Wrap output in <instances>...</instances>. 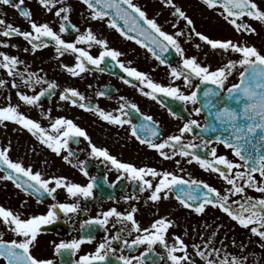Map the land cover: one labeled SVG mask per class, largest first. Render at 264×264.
<instances>
[{
    "label": "snow or ice",
    "instance_id": "6c2138e0",
    "mask_svg": "<svg viewBox=\"0 0 264 264\" xmlns=\"http://www.w3.org/2000/svg\"><path fill=\"white\" fill-rule=\"evenodd\" d=\"M89 10L91 20L103 21L108 17V26L118 30L128 39L147 48L161 64L168 62L158 54L174 49L181 57L177 66L168 64L170 76L173 80H183L185 87L192 90L185 92L175 84L164 85L155 82L147 73L135 67L126 66L118 58L123 55L120 51L109 47L104 38H99L91 29L86 28L81 32L80 28L71 22L70 15L73 11L68 0H38L39 5L58 20V31L49 22H37L32 19L30 9L22 7L24 0H0V5L10 6L18 10L19 14L28 22L29 29L22 30L19 26L0 18V48H19L20 45L11 43L12 37H22L30 47L23 51L35 53L50 45L54 48L57 59L66 54H74V63L61 64L60 66L72 77H80L82 74L99 70L107 71L117 65L134 77L137 87L143 95L158 99L159 94L179 100L184 104L193 105V112L197 115L207 109L205 123L201 124L196 119H189L178 130V134L169 135L154 142L153 138L160 136V130L152 116L141 113L143 122L133 124L132 118L125 109H134L139 112L136 104L121 103L114 112L106 111L98 105H93L85 95L75 87H66L59 95L60 101L78 106L80 109L95 112L104 121L113 125L131 126L132 135L149 148L158 151L164 159H172L179 155L186 158L185 162H196L202 169L215 172L226 183L227 187L221 191L203 180L185 178L174 172L158 170L155 167H137L132 163L122 162L116 156L111 155L107 148L98 147L91 143L85 129L78 126L72 119L65 116L52 118L51 111L45 113L49 119V126L44 127L35 119L20 111L19 104L10 103L11 97L7 96L4 106H0V125L7 127V122L18 125L26 130L49 148L56 155H62V159L78 167L79 171L88 177L87 161L79 160L72 163L70 157H75L76 152L70 147L71 143H79L81 137L87 139L90 145L89 155L94 158H102L105 163H110L119 173L118 177H126L136 184L139 193L149 192L148 201L153 203L168 199L175 193V199L184 208L195 214H204L208 207L220 209L239 226L260 238V247L264 248V52L255 45L247 42L234 41L232 39H213L208 35L195 32L199 39L205 42L214 51L221 54H236L238 59H228L226 63L212 68L210 64L201 63L196 56H186L178 39L184 32L170 34L164 31L155 18H149L133 0H81ZM209 8L218 9V14L224 18L237 33L257 34V30L247 19L264 25V0H202ZM166 6L174 9L173 15L183 18L187 26H193V20L186 12L177 6L174 0H164ZM123 21L124 26L119 22ZM127 26V27H125ZM175 27V25H174ZM194 30V29H193ZM76 33L75 40L67 41L64 34ZM136 33V35H130ZM189 33V38H190ZM142 37L143 39H140ZM93 45L101 49L97 55H92L86 47ZM200 47V45H196ZM24 64L19 56L0 51V69L6 70L10 80L0 79V88L11 84V88L17 89V96L28 106H37L41 97L46 94H55L59 85L55 81H49L37 72L20 70ZM130 64V62H129ZM94 66V67H92ZM239 82L226 89L227 100L236 102L239 107L229 106L224 103L225 97L222 91L230 75L237 67ZM42 71V70H41ZM16 77L20 78L18 83ZM199 83L193 85V79ZM125 83L131 84V80L124 77ZM21 85L31 88L34 94L20 91ZM46 85V87H44ZM201 85L205 87L201 88ZM211 85V86H208ZM36 86H41L39 92H35ZM145 87L148 91H145ZM98 96H106L107 92L100 90ZM125 101L124 97L120 98ZM199 105V106H197ZM173 117L179 118L177 112L168 109ZM211 118V119H209ZM201 130L200 143L193 142L197 137L185 142L186 133H194V129ZM218 133L213 139H205L206 133ZM222 144L230 149L237 159H229L225 154H218L217 147L210 146ZM200 149H206L207 156L199 154ZM11 144L0 147V170L6 174L0 175V181H12L14 186L24 193L37 198L41 202L45 196L56 200L58 189H63L66 196L75 202H56L49 205L46 212L25 216L19 211L0 205V224L19 239L5 240L0 238V258L6 264H55L51 258H39L33 254L32 249L38 243V236L45 231V226L54 225L62 217L71 220L73 216L83 211L79 201L94 197L97 188L96 178L89 177L86 184H80L69 180L65 176H51L44 178L40 171H33L31 166L25 167L23 162L10 158ZM180 164V160L176 161ZM183 171V169H181ZM259 177V179L257 178ZM248 189L260 193L259 197L247 194ZM235 197V199H234ZM138 200L139 196H125V201ZM26 203V202H22ZM138 208L131 205L126 211H120L116 207L102 211L97 216L81 222L80 229L83 234L78 238L52 242L56 254L68 253L75 255L85 243H91L95 236L92 234L94 226L103 227L107 231L109 224L113 228L119 225L115 234L106 237L95 248L94 252L85 253L74 264H109V255L115 254L117 249L112 247L113 242H120V252L124 248L129 250L140 245H146L145 251L139 256H116L120 264H146V257L152 254L156 259L152 264H159L165 257L154 252V246L160 245L166 253L167 264H198L196 257L202 264H246V256H236L228 253L226 249L216 248L212 244V237L202 244H192L191 248L195 257L189 253V244L181 235L173 234L169 237V230L176 225L175 220L169 216H159L149 226L142 227L136 219ZM222 227L218 225L217 228ZM135 232L133 239L125 238ZM2 235V234H0ZM186 235V233H185ZM171 239L172 243H169ZM233 245L236 244L232 240ZM243 248V244L240 246Z\"/></svg>",
    "mask_w": 264,
    "mask_h": 264
},
{
    "label": "flooded vegetation",
    "instance_id": "af4514ba",
    "mask_svg": "<svg viewBox=\"0 0 264 264\" xmlns=\"http://www.w3.org/2000/svg\"><path fill=\"white\" fill-rule=\"evenodd\" d=\"M133 2L146 11L149 18H155L164 31L170 34L183 31L184 35L179 36L178 39L184 49L185 55L189 57L196 56L201 63L210 64L212 68L221 66L228 59H238L239 57L236 54H221L218 51L212 50L210 46L195 35V32L203 33L213 39H232L241 43L247 42L264 52V25L245 18L256 28L257 34L237 33L218 14V9L209 8L202 0H174L175 4L183 9L187 16L193 20V26H187L183 18L174 16L172 14L174 9L166 6L164 0H133ZM68 3L73 8L70 15L71 22L76 24L81 32L91 27L99 38H104L108 41L109 47L123 54L118 59L124 62L126 66L135 67L147 73L155 82L164 85L175 84L180 86L185 92L192 90L185 87L182 79L173 80L170 76L168 64L177 66L181 60V57L174 49H169V51L164 53H159V49H157L158 54L168 62L167 64H161L147 48L137 43L136 40L128 39L118 30L109 27L107 23L108 17L103 21L91 20L89 18V10L83 5L81 0H68ZM22 7L31 10L33 14L32 19L37 22H49L58 31V20L52 13L46 12L39 5L38 0H24ZM14 11L17 16L15 26H19L22 30H28V22L19 14L18 10L14 9ZM119 23L124 26L123 21ZM189 33L191 34L190 38ZM130 35H136V33L130 32ZM75 37L76 33L71 31L64 34V39L67 41H73ZM14 38L16 44L20 45L16 50L17 56L24 61V64L20 66V70L24 71L27 68L28 71L37 72L45 76L47 80L55 81L59 85L54 90V95L46 94L41 97L37 106L24 104L16 95V103L14 105L19 104L22 113L39 121L42 126L48 127L49 119L46 118L45 113L50 110L52 118L65 116L72 119L78 126L86 130L88 136L91 138V143L98 147L107 148L111 155L116 156L122 162L132 163L137 167L149 166L155 167L158 170L171 171L185 178H189L190 176L193 179L203 180L211 186L221 189V191L227 187L226 183L217 173L202 169L196 162L188 164L185 162L186 158L179 155L172 159L160 157L157 150L149 148L132 135L129 124H124L123 126L110 124L100 118L95 112L86 111L80 109L78 106H72L68 102L60 101L59 95L64 88L75 87L93 105H98L100 108L112 112L119 108L121 103L136 104L139 112L130 108L125 109V111L130 113L133 124L137 125L143 122L141 113L152 116L160 130V136L153 138L154 142L157 143L162 138L178 134L179 128L189 119H196L201 124L205 123V114L203 112L199 115L195 114L193 112V105L190 103L184 104L163 94H159L158 99L143 95L140 88L137 87L135 78L129 77L118 65L114 68L110 67L105 72L93 70L82 74L80 77H72L60 65H72L74 63V54L69 53L57 59L55 50L51 45L35 53L31 51L25 52L23 49L30 47V45L22 37ZM140 39L143 38L140 37ZM198 44L200 47H196ZM78 46L87 48L86 45ZM87 50L92 55H97L101 49L99 46L93 45L91 48H87ZM240 71L242 69L238 66L230 75L225 84V90L222 91L223 97L227 94L226 89L228 87L239 82ZM121 77L131 80L132 83H125ZM16 78L19 83L20 78ZM197 83L199 81L194 78L193 85ZM203 87L205 85H201V88ZM40 89L41 86H36L35 92H39ZM100 90L106 91L107 95L103 97L98 96L97 93ZM20 91L26 92L29 95L34 94L33 89L27 88L24 85H21ZM145 91H148L146 87ZM121 97H124L125 101H121ZM169 108L177 112L179 118L173 117L168 111ZM193 135L197 137L193 142L199 144V137L201 136L199 128L194 129V133H186L184 136L185 142L192 140ZM214 135L215 133L209 132L204 134V138L214 140ZM9 143L11 144L10 158L14 161L23 162L25 167L31 166L33 171H40L44 178L65 176L69 180L80 184H86L89 181V177L96 178L97 188L94 190V197L79 201L83 209L81 213L73 216L71 220H66L62 217L54 225L45 226V231L38 236V243L32 249L33 254L39 258H51L55 261V264H74V261H77L81 255L94 252L100 242L106 237L115 234L119 225L113 228L109 224L107 231L103 227L94 226L92 234L95 236V239L91 243L83 244L75 255L68 253L56 254L52 244L53 241L59 243L61 240L78 238L83 234L80 229L81 222L97 216L102 211L112 207H116L120 211H126L131 205H135L138 208L136 219L142 227L149 226L159 216L167 215L175 220L176 225L169 230V237L173 234L181 235L185 239V242L190 245L188 251L192 255H195V253L191 245L202 244L212 237L215 231L216 235L212 238L214 247L226 249L232 255L246 256V264H264V248L260 247V238L253 235L249 229L239 226L217 208L208 207L204 214H195L177 202L175 193L170 194L168 199L155 203L148 201L149 192H137L134 182L129 181L126 177L118 179L120 173L110 163H105L102 158L91 157L89 155L91 150L89 141L83 137L80 138L79 143L70 142V147L76 152V156L70 157V159H72L73 164H76L79 160H86L88 177H85L78 167H73L72 164L62 159V155L67 154L66 152L56 155L43 145L36 136H33L26 130H22L15 123L13 128L7 129L0 125V147L7 146ZM210 146L217 147L218 154H225L229 159H237L232 155L231 150L225 148L222 144L213 143ZM199 154L207 156L208 152L206 149H200ZM177 160H180L179 165L176 164ZM5 174L3 170H0V175ZM257 178L259 179V177ZM133 194L139 196V199L124 200L125 196H132ZM247 194L253 197L260 196V193L253 189H248ZM55 195L56 200L45 196L41 202H37L36 197L30 196L16 188L12 181H0V205H4L14 211H19L25 216L44 213L52 203L75 202L66 196L63 189H58ZM188 216L191 217L190 221L186 220ZM182 217H186L185 220ZM218 225H222V227L217 228ZM188 227L190 231L187 230ZM203 227H207L208 231L202 232L201 228ZM196 228H200V230H195ZM0 234H2L0 238L5 240L19 239V237L9 232L3 224H0ZM135 235V232L131 236L125 234V238L131 240ZM232 240L236 241L235 245L231 243ZM169 243H172L171 239H169ZM241 244H243V248L240 247ZM121 246L120 242H113L112 247L117 249V251L115 254L109 255V264H120L115 257L121 254L132 257L139 256L147 247L146 245H140L131 250L124 248V251L121 253ZM154 252L165 257V259L159 260V264H167L166 253L162 246H154ZM153 259H156V257L149 254L146 257V264H152ZM0 264H6L3 258H0ZM98 264H103V262H98Z\"/></svg>",
    "mask_w": 264,
    "mask_h": 264
},
{
    "label": "rangeland",
    "instance_id": "374dc122",
    "mask_svg": "<svg viewBox=\"0 0 264 264\" xmlns=\"http://www.w3.org/2000/svg\"><path fill=\"white\" fill-rule=\"evenodd\" d=\"M0 18H4L6 19L7 22L12 23L13 25H15L17 16L16 13L14 11V9L10 6H4V5H0ZM0 39H3V37H0ZM11 43H15L16 44V40L14 37L11 38ZM17 48H0V51H4L7 52L9 54H13V55H18L17 54ZM0 79H5V80H10L11 78L8 77L6 70L4 69H0ZM17 80V78H16ZM16 95H17V89L11 88V84L9 83V85L5 88H0V106H4L6 103V97L10 96L11 97V104H15L16 103ZM14 123L12 122H7V127H4L5 129L7 128H13ZM183 220H185L184 217H182ZM190 218L188 216V218H186V220L190 221ZM188 225V224H187ZM205 226V225H204ZM188 231H190V228L188 227L187 229ZM195 230H200V228H196ZM201 230H203L202 232H206L208 231L207 227H203L201 228ZM228 251V250H227ZM193 256L195 257V255L193 254ZM198 264H202L201 261H199V258L196 257Z\"/></svg>",
    "mask_w": 264,
    "mask_h": 264
},
{
    "label": "water",
    "instance_id": "95a60500",
    "mask_svg": "<svg viewBox=\"0 0 264 264\" xmlns=\"http://www.w3.org/2000/svg\"><path fill=\"white\" fill-rule=\"evenodd\" d=\"M225 102H226L229 106H236V105H237V103L234 102V101H232V100H225ZM205 111H206V113H207V110H205Z\"/></svg>",
    "mask_w": 264,
    "mask_h": 264
}]
</instances>
